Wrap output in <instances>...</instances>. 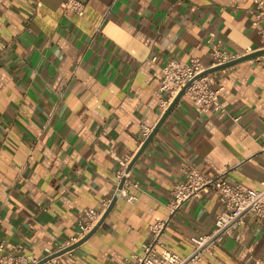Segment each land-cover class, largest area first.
I'll return each mask as SVG.
<instances>
[{
	"label": "crops",
	"instance_id": "crops-1",
	"mask_svg": "<svg viewBox=\"0 0 264 264\" xmlns=\"http://www.w3.org/2000/svg\"><path fill=\"white\" fill-rule=\"evenodd\" d=\"M253 8V0H87L78 16L64 14L59 0H0V240L42 255L75 233L84 208L112 200L115 157L134 158L142 129L162 116L157 91L167 58L208 63L212 32L232 51H255ZM219 82L227 113L200 112L182 97L130 169L140 186L130 189L135 202L119 197L60 264H123L140 253L150 225L171 215L167 204L187 165L261 187L264 69L246 60ZM220 209L214 192L185 202L163 243L189 253V238L209 232ZM257 258L264 223L251 215L242 241L225 238L197 264Z\"/></svg>",
	"mask_w": 264,
	"mask_h": 264
},
{
	"label": "built area",
	"instance_id": "built-area-1",
	"mask_svg": "<svg viewBox=\"0 0 264 264\" xmlns=\"http://www.w3.org/2000/svg\"><path fill=\"white\" fill-rule=\"evenodd\" d=\"M61 9L66 15L83 16L87 0H59ZM254 15L253 27L259 35V48L264 50V0H253ZM209 62L204 63L199 57L192 56L188 61L175 57H168L161 68V79L158 87L159 105L164 113L176 96L186 86L182 97L190 99L200 112L227 113L220 101V93L224 86L220 78L237 64L203 74L233 61H236L252 52H235L227 48L224 42L217 38L215 33L209 34ZM6 48V46H3ZM251 65L264 69V53L247 60ZM162 113V115H163ZM239 117L234 120L238 121ZM152 128L142 129L143 138L147 139ZM119 168L115 172V193L129 202L136 198L130 193L131 188L140 189L139 183L131 180L129 164L133 156L124 158L115 157ZM226 174L221 173L209 176L198 169L187 165L184 168V179L174 184L172 200L167 204L170 214L173 215L182 204L200 198L204 193L214 192L221 203V209L214 219V224L209 232L193 235L189 238L193 249L180 255L165 246L162 235L169 225L171 215L165 220H158L150 225V237L143 242L140 253H132L124 258L123 264H197L205 258L215 255V250L225 238H234L242 241L244 230L247 227V218L254 216L260 223H264V180L257 189L245 188L240 184L230 183ZM123 185L119 188L121 182ZM111 200H106L100 208L87 207L78 215V227L68 239L57 242L54 246H46L42 255L36 256L25 253L19 246H7L0 240V264H60V256L71 253L74 249L67 250L70 246L85 238L99 223L103 213ZM65 251L63 254L61 252ZM254 264H264V259L257 258Z\"/></svg>",
	"mask_w": 264,
	"mask_h": 264
},
{
	"label": "water",
	"instance_id": "water-1",
	"mask_svg": "<svg viewBox=\"0 0 264 264\" xmlns=\"http://www.w3.org/2000/svg\"><path fill=\"white\" fill-rule=\"evenodd\" d=\"M264 53V50H259V51H255L252 52L236 61H233L231 63H228L226 65L214 68V69H210L207 70L206 72H204L203 74H201L200 76L210 73L212 71L221 69L223 67H227L233 64H237L243 61H246L252 57L261 55ZM187 88V86L182 89V91L176 96V98L173 100V102L169 105V107L166 109V111L163 113V115L161 116L160 120L158 121V123L156 124V126L153 128L152 132L150 133V135L148 136V138L144 141L142 147L140 148V150L136 153V155L134 156V158L132 159V161L129 164V169H131L133 163L137 160V158L143 153V151L145 150V148L149 145V143L152 141V139L154 138V136L157 134V132L159 131V129L161 128V126L163 125V123L165 122V120L167 119V117L170 115L171 111L173 110V108L176 106V104L179 102V100L182 98V95L185 91V89ZM123 185V181L121 182L119 188H121ZM119 199V192H116L113 199L111 200L108 208L106 209V211L104 212L101 220L99 221V223L92 229V231L82 240H80L78 243L70 246L67 250H71V249H75L77 247H79L81 244H83L85 241H87L99 228V226L102 224L103 220L108 216V214L112 211V209L114 208L117 200ZM65 251L61 252L60 254H63Z\"/></svg>",
	"mask_w": 264,
	"mask_h": 264
}]
</instances>
